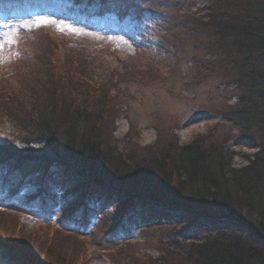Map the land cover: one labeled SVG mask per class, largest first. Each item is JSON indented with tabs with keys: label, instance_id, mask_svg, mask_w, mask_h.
<instances>
[{
	"label": "trees",
	"instance_id": "obj_1",
	"mask_svg": "<svg viewBox=\"0 0 264 264\" xmlns=\"http://www.w3.org/2000/svg\"><path fill=\"white\" fill-rule=\"evenodd\" d=\"M190 12L169 28L181 25L201 44L197 80L219 75L235 100L214 110L222 117L214 127L183 145L174 122L157 127L151 145L116 146L122 80L147 78L146 71L113 69L105 79L95 54L63 47L49 32L25 52L32 63L16 65L22 96L0 89V122L17 132L0 142V197L35 213L0 207V219H9L0 222V260L88 264L94 254L65 227L73 226L97 243L118 244L100 247L117 264H264V0H219L204 14ZM154 71L148 75L157 77ZM140 135L132 125L122 141ZM235 137L256 149L247 165L233 162ZM32 218L37 225L27 231ZM135 231L166 236L160 253L144 256L121 241Z\"/></svg>",
	"mask_w": 264,
	"mask_h": 264
},
{
	"label": "rangeland",
	"instance_id": "obj_2",
	"mask_svg": "<svg viewBox=\"0 0 264 264\" xmlns=\"http://www.w3.org/2000/svg\"><path fill=\"white\" fill-rule=\"evenodd\" d=\"M218 3L219 0H106L103 3L83 0L81 4L70 0H3L0 2V89L6 85L22 96L16 65L31 64V55L26 57L25 52L41 40V34L49 32L63 47L80 45L95 54L105 79L111 78L113 69L126 71L128 68L135 75L138 73L136 77L146 71L147 78L122 80L121 98L125 112L117 123L115 136L119 149L151 145L156 141L157 127L174 122H177L179 144L189 143L222 120L214 110L225 102H233L235 95L220 78L217 79L219 75L197 80L196 57L204 50L199 49L201 44L195 46V38L184 33L181 25L175 31L169 28V21L176 19L184 24L186 20L181 19L185 18L186 10L204 14L210 5ZM206 37L202 35L200 39ZM60 50L65 52L67 49L60 47ZM149 70H156L157 77L148 75ZM132 125L140 127L141 138L127 145L122 140ZM12 138H17V132L10 123L0 122V142ZM230 142L236 151L234 164L247 165L256 149L237 137ZM25 189L30 191L33 186ZM9 202L0 197V207L8 212L22 210L18 204ZM8 220L0 219V222L9 225ZM37 222L32 219L25 230H34ZM65 227L79 230L73 226ZM79 232L86 237L89 250L94 254L88 264H117L111 256L103 254L100 247L115 248L118 244L101 241L102 245L92 240L90 230ZM165 238L160 232L135 231L121 241L129 240L134 244L132 251L157 256L160 253L157 245ZM117 240L116 243H121ZM0 264L10 263L4 259Z\"/></svg>",
	"mask_w": 264,
	"mask_h": 264
}]
</instances>
